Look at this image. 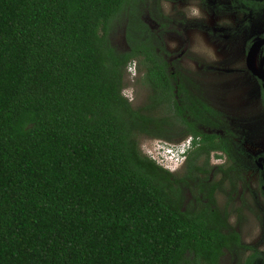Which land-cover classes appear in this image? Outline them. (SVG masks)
<instances>
[{"label": "trees", "instance_id": "16d2710c", "mask_svg": "<svg viewBox=\"0 0 264 264\" xmlns=\"http://www.w3.org/2000/svg\"><path fill=\"white\" fill-rule=\"evenodd\" d=\"M150 1L0 0V264H220L241 244L215 184L186 205L208 190L212 151L238 157L219 141L235 121L177 70ZM134 58L149 88L139 106L123 92ZM183 132L181 173L141 151L140 135Z\"/></svg>", "mask_w": 264, "mask_h": 264}, {"label": "flooded vegetation", "instance_id": "af4514ba", "mask_svg": "<svg viewBox=\"0 0 264 264\" xmlns=\"http://www.w3.org/2000/svg\"><path fill=\"white\" fill-rule=\"evenodd\" d=\"M162 1L163 0L150 1L152 6H150L149 11L155 13L154 21L149 12L146 14L147 16L149 14L150 19L154 22L153 28L156 27V32L161 34L160 39L166 51L167 49L163 36L174 34L169 40H176L178 45L174 47L167 41V46L171 54L169 51H167V53L179 71L183 70L182 63L180 62L181 58L186 55L190 56V51H202L205 53L207 51L211 57H214L210 49L205 50L198 47V41L194 35L195 33H201L208 36L209 40L216 43L218 46L219 43L226 44L242 35H245L246 38L248 37L245 41L246 48L244 59L242 58L245 69L231 68L228 65L231 64L232 61L218 59L212 60L217 64L216 67L210 65L208 69H216V71L220 72L226 71L227 73H247L250 78L255 81V84L258 87V96L264 108L263 80L254 74L247 65V55L249 50L252 48L255 41H262L254 50L252 67L257 71L263 69L264 74V0H168L170 2L172 1L173 5L170 12L164 11V13L160 8V3ZM178 3H180L182 7H178ZM176 10L179 11L175 12ZM161 24L165 27H162ZM188 40L190 42L189 47ZM201 41L205 44L203 40ZM194 60L196 65L198 67L200 66L199 69H203L204 64L202 60L198 57H194ZM188 62H190V60H188ZM190 68L194 69L191 66ZM182 75L187 81L188 78L192 79L194 83L198 85V87H192L193 92L204 97L212 105L200 88L201 83L198 81L199 77L190 76L188 74L186 75L184 73H182ZM223 112L228 115L230 123L232 124V122L235 121L234 117L230 116L228 112ZM233 130L234 134L232 135L222 133L223 136L221 138L219 137V141L222 139H228L229 146L234 148L238 157L232 158L229 153L222 148L214 150H219L220 153H224L226 155L225 159L220 157L221 163L214 165L213 167L210 166L211 168H214V170L210 173L209 184H207L208 190L207 187H205L202 190L203 192H200L197 186H193V192H191L190 189L187 191L186 205L190 209L197 205L199 201L207 202L208 199L206 195L209 194V188L213 186L212 184H215L216 187L214 188L213 195L216 207L220 209L216 195L219 190H222V185H227L228 188L226 189L228 190L231 200H233V205L228 207L225 206L220 209V211L222 214H227L228 221L232 217L236 218L234 221L236 224L235 227L233 225L231 226L238 231L241 244L233 245L232 249L229 250L226 248L225 250L228 251L229 254L235 256L236 263L239 261L238 257L241 253H247L241 264H247L250 258H254L251 260V264H264V145L240 142L237 140V137H239L236 132L237 125L234 124ZM189 154L190 152L183 161L184 167L187 164ZM219 174L221 175L220 179H218L217 182H214L212 178L214 175ZM195 194L199 195V201L194 197ZM244 199L245 202H243ZM211 206H214V204L212 203ZM240 206H243L245 210L248 211L257 208L258 211L261 212L262 222L261 225L258 226L259 238L255 245L245 244L243 242V240H246L247 238L239 230L238 219L240 217V211H238V208ZM254 254H256V256H252Z\"/></svg>", "mask_w": 264, "mask_h": 264}, {"label": "rangeland", "instance_id": "374dc122", "mask_svg": "<svg viewBox=\"0 0 264 264\" xmlns=\"http://www.w3.org/2000/svg\"><path fill=\"white\" fill-rule=\"evenodd\" d=\"M172 5V1L163 0L160 3V8L163 13L164 11L170 12ZM150 6L152 5L150 4L148 7L145 5V10L148 11ZM179 6L182 7L180 3H178V7ZM178 11L179 10H176L175 12ZM194 35L198 41V47L205 50L210 49L214 57H211L207 51L206 53L202 51H190V56L186 55L181 58L180 62L182 63L181 65L183 70L180 71L186 75L188 74L190 76L199 77L198 81L201 83L200 88L212 105L222 111L228 112L230 116L234 117L235 125H237L236 132L239 136L237 137L238 141L249 142L254 145H264V108L258 96L259 90L255 81L252 80L245 72L227 73L226 71L220 72L216 71V69H208L210 65H214L216 67L217 64H215L212 60L217 59L232 61L231 64L228 65L231 68L245 69L242 58L244 59L246 48L245 41L248 37L246 38L245 35H242L241 37L226 44L219 43L218 46L216 43L210 41L208 36L201 33H195ZM171 36H174V34L163 36L167 51H169L167 41L174 47L178 45L176 40H169ZM112 40L116 49L120 51L127 49L128 44L126 40V33L121 24H118V26L112 31ZM201 40H203L205 44ZM189 45L190 42L188 40V47ZM169 53L171 54L170 51ZM194 57H198L202 60L204 64L203 69H199L200 66L198 67L196 65ZM139 58L142 59V57ZM188 60H190V62H188ZM132 61L131 70L127 67L124 71L123 92L134 106H139L146 101L149 94V88L143 80L144 67H141L139 59L134 58ZM190 66L194 69H191ZM138 138L141 151L144 154L152 157L159 164L166 165L167 162L164 161L165 158L161 155L168 156V154L166 152H162V147H166L169 144L179 145L188 139H191V135L188 132H183V134L175 135V137L170 140L145 135H140ZM225 156L226 155L224 153H220L219 150L211 152L209 166L213 167L214 165H218L221 163L220 157L225 159ZM200 163L203 162L201 161ZM164 165L163 167H165ZM170 171L181 173L184 171V164L179 163L176 165L175 170ZM220 177V174L214 175L212 180L217 182ZM226 188H228L227 185H222V190H219L216 195L220 209L225 206L228 207L233 205V200H231ZM243 202H245V199ZM238 211H240V217L238 219L239 230L247 238L246 240H243V242L245 244L255 245V243H257V239L259 238L258 226H260L262 222L261 212L258 211L257 208H253L251 211H248L245 210L243 206H240ZM235 219L236 218L232 217L229 220L230 224L234 227L236 225L234 222ZM246 255L247 253H241L238 257L239 261L236 263L235 256L226 251L225 255H223L220 259V264H241L244 256Z\"/></svg>", "mask_w": 264, "mask_h": 264}, {"label": "clouds", "instance_id": "9594fccd", "mask_svg": "<svg viewBox=\"0 0 264 264\" xmlns=\"http://www.w3.org/2000/svg\"><path fill=\"white\" fill-rule=\"evenodd\" d=\"M128 67L131 70V64ZM170 147L173 149V151H168L170 149ZM193 147H194V145H193V138L192 137H191V139H188L187 141H185L179 145L169 144L166 147L165 146L162 147V149H161L162 152H166L168 154V156L161 155L163 158H165L164 161L167 162L166 165H164V164L163 165L170 170H175L176 165H178L179 163H181V164L183 163L186 156L193 149Z\"/></svg>", "mask_w": 264, "mask_h": 264}, {"label": "water", "instance_id": "95a60500", "mask_svg": "<svg viewBox=\"0 0 264 264\" xmlns=\"http://www.w3.org/2000/svg\"><path fill=\"white\" fill-rule=\"evenodd\" d=\"M262 41H255L252 48L249 50L248 55H247V65L248 67L252 70L254 74L259 76L263 80V85H264V74H263V69L261 71L254 70L252 67V61H253V54L254 50L261 44Z\"/></svg>", "mask_w": 264, "mask_h": 264}, {"label": "built area", "instance_id": "2783aa9c", "mask_svg": "<svg viewBox=\"0 0 264 264\" xmlns=\"http://www.w3.org/2000/svg\"><path fill=\"white\" fill-rule=\"evenodd\" d=\"M172 145V144H171ZM168 151H173V149L170 147V149ZM177 159V158H176Z\"/></svg>", "mask_w": 264, "mask_h": 264}]
</instances>
